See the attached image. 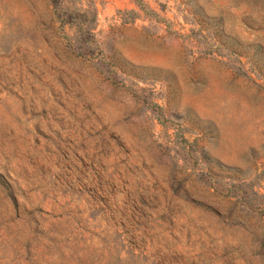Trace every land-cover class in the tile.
<instances>
[{
    "label": "rangeland",
    "instance_id": "rangeland-1",
    "mask_svg": "<svg viewBox=\"0 0 264 264\" xmlns=\"http://www.w3.org/2000/svg\"><path fill=\"white\" fill-rule=\"evenodd\" d=\"M0 264H264V0H0Z\"/></svg>",
    "mask_w": 264,
    "mask_h": 264
}]
</instances>
